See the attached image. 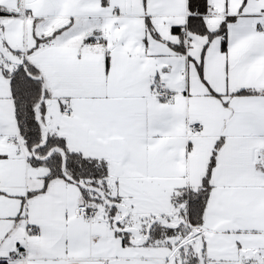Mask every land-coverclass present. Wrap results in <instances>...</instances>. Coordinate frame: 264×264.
Here are the masks:
<instances>
[{
    "label": "snow or ice",
    "instance_id": "snow-or-ice-1",
    "mask_svg": "<svg viewBox=\"0 0 264 264\" xmlns=\"http://www.w3.org/2000/svg\"><path fill=\"white\" fill-rule=\"evenodd\" d=\"M0 264H264V0H0Z\"/></svg>",
    "mask_w": 264,
    "mask_h": 264
}]
</instances>
